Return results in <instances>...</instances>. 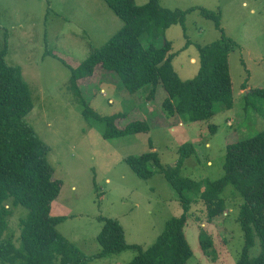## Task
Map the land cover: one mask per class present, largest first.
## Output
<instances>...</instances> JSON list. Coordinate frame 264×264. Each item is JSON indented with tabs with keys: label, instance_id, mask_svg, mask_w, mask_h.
<instances>
[{
	"label": "rangeland",
	"instance_id": "374dc122",
	"mask_svg": "<svg viewBox=\"0 0 264 264\" xmlns=\"http://www.w3.org/2000/svg\"><path fill=\"white\" fill-rule=\"evenodd\" d=\"M135 1L138 5L148 2ZM160 4L168 9L196 8L187 14L185 28L174 24L156 41L157 46L164 40L172 43L173 67L182 80L197 75L199 46L218 40L222 33L238 43L240 49L229 57L232 109L204 121H175L163 111L167 93L162 85L148 100L150 85L130 93L115 72L99 68L93 77L81 81V101L69 87L71 68L108 42L123 27V21L105 0H0V52L6 48V62L22 69L34 104L27 121L51 147L48 160L55 178L62 181L50 214L66 217L57 229L85 255L101 251L97 241L104 225L101 217L118 219L127 243L147 249L165 223L183 211L163 174L142 179L125 161L127 157L153 150L168 168L175 165L180 146L191 142L196 153L185 161L183 175L215 181L224 175L228 144L264 129V103L256 101V108L251 103L246 107L247 91L264 88V0H160ZM201 9L220 14L222 30L204 17ZM149 40L144 36L145 46ZM246 80L248 89L242 90ZM255 98L251 95L249 100ZM86 107L102 117L123 114L116 122L118 127L145 120L151 129L105 138L106 123L94 114L86 117ZM222 196L227 210L212 223L204 202H193L185 227L193 250L187 264H237L244 248L238 221L244 199L231 185ZM28 213L22 205L11 206L3 238L18 249L22 246L20 223ZM202 228L214 240L211 256L200 246ZM260 252L257 240L250 255L256 257ZM137 255L136 249L129 248L88 264H127Z\"/></svg>",
	"mask_w": 264,
	"mask_h": 264
},
{
	"label": "trees",
	"instance_id": "16d2710c",
	"mask_svg": "<svg viewBox=\"0 0 264 264\" xmlns=\"http://www.w3.org/2000/svg\"><path fill=\"white\" fill-rule=\"evenodd\" d=\"M123 21V27L103 46L91 51L77 67L71 68L70 89L82 101L80 83L93 77L97 68L115 72L130 93L150 85L147 97H155L162 85L167 96L163 111L167 118L193 123L210 119L216 113L234 106L233 83L230 74V53L240 46L222 33L218 40L199 46L200 67L197 75L182 80L173 67L172 43L164 40L156 45L168 28L180 24L185 28L187 10L162 7L160 0H148L138 5L135 0H105ZM201 14L220 28V14L206 9ZM222 30V29H221ZM222 32V31H221ZM144 36L150 40L145 46ZM6 48L0 52V262L3 264H88L98 257L121 253L129 248L138 255L127 264H187L193 256L185 227L194 201L201 200L208 209V221L220 217L227 210L222 196L231 185L244 199L238 221L244 233V248L237 264H264V129L254 136L228 144L224 175L215 181L196 180L185 176V161L196 153L193 143L186 142L178 149L175 165L165 168L158 152L149 151L125 159L142 179L156 173L164 175L174 189L182 207L179 216L170 218L156 241L147 249L130 245L120 221L101 217L103 228L97 236L101 251L85 255L57 229L65 216L50 214L52 203L59 197L62 181L54 176L49 163L51 147L43 141L27 121L34 104L30 88L20 66L5 60ZM242 90L248 88L245 81ZM256 97L250 101V96ZM256 101L264 103V88L249 89L246 107ZM94 114L106 123L105 138L149 132L145 120H136L125 127L116 122L123 114L102 117L86 107L84 115ZM215 127H213L214 129ZM22 205L29 211L22 220L20 249L3 236L8 228L11 206ZM259 240L261 252L251 257L250 249ZM199 242L205 255H213L214 240L206 229L199 232Z\"/></svg>",
	"mask_w": 264,
	"mask_h": 264
},
{
	"label": "crops",
	"instance_id": "0c3cea01",
	"mask_svg": "<svg viewBox=\"0 0 264 264\" xmlns=\"http://www.w3.org/2000/svg\"><path fill=\"white\" fill-rule=\"evenodd\" d=\"M192 61H195L194 59H192ZM248 89V88H247Z\"/></svg>",
	"mask_w": 264,
	"mask_h": 264
}]
</instances>
